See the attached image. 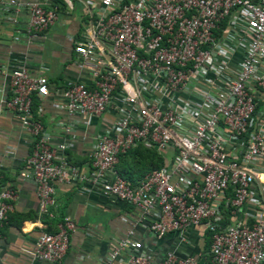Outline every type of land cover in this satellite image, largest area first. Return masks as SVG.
I'll return each instance as SVG.
<instances>
[{
	"label": "built area",
	"instance_id": "1",
	"mask_svg": "<svg viewBox=\"0 0 264 264\" xmlns=\"http://www.w3.org/2000/svg\"><path fill=\"white\" fill-rule=\"evenodd\" d=\"M23 6L25 40L56 19L53 0H0L11 24ZM85 12L72 50L87 80L56 88L52 105L70 116L113 114L92 135L88 169L68 160V141L50 143L41 106L33 111L47 78L23 61L0 66V112L30 140L17 176L34 185L37 218L55 216L54 183L88 184L134 213L102 264H264V0H97ZM137 144L162 164L132 182L115 165ZM15 195L0 187V224ZM74 227L63 215L38 232L31 258L58 264ZM194 227L207 234L205 252L180 250ZM168 234L177 236L163 250Z\"/></svg>",
	"mask_w": 264,
	"mask_h": 264
},
{
	"label": "crops",
	"instance_id": "2",
	"mask_svg": "<svg viewBox=\"0 0 264 264\" xmlns=\"http://www.w3.org/2000/svg\"><path fill=\"white\" fill-rule=\"evenodd\" d=\"M53 1L56 5L55 21L45 32L29 40L24 39L22 32V25L27 18L24 6L20 7L15 24L7 22L0 12V66L8 69L23 61L30 72L43 74L47 78L49 94L43 100L33 98V111L36 112L37 106H41L38 115L50 135V143L68 141L69 147L65 151L68 160L88 169L92 135L103 132L113 114L88 118L70 116L55 109L52 101L56 88L87 80L86 71L80 68L72 47L82 37L83 23L87 18L86 5L93 7L97 0ZM73 1L77 2L76 7ZM1 87H6L3 78H0ZM66 125L71 129L69 133L64 131ZM29 151L30 140L20 130L14 114L1 111L0 187L11 186L16 195L12 210L0 224V264H50L43 260H33L29 250L38 232L47 231L49 224H55L63 215L69 216L75 227L69 235L66 252L58 264H102L109 248L128 228L130 216L134 213L120 200L105 196L99 190L90 191L91 186L88 184L80 188L78 184L54 183L53 205L50 209L55 216L37 218L34 185L31 180L19 179L17 176ZM143 174L134 180H139ZM144 224L136 228V235L143 240L146 238ZM183 235L186 244L181 247V251L205 252L203 248L207 236L202 228H190ZM176 236L166 235L160 242L162 249L173 248Z\"/></svg>",
	"mask_w": 264,
	"mask_h": 264
},
{
	"label": "trees",
	"instance_id": "3",
	"mask_svg": "<svg viewBox=\"0 0 264 264\" xmlns=\"http://www.w3.org/2000/svg\"><path fill=\"white\" fill-rule=\"evenodd\" d=\"M118 158H119L118 163L115 165L118 174L122 178L126 180H130L132 182L135 181L131 172L132 165L136 166L138 164H142L144 166V171L142 172L143 174L162 164L161 158L154 151L144 148L139 144L130 148L123 154H120ZM53 228H54V224L53 225L49 224L47 231H52ZM208 244H209V240L207 237V241L203 248L204 250L208 249Z\"/></svg>",
	"mask_w": 264,
	"mask_h": 264
},
{
	"label": "rangeland",
	"instance_id": "4",
	"mask_svg": "<svg viewBox=\"0 0 264 264\" xmlns=\"http://www.w3.org/2000/svg\"><path fill=\"white\" fill-rule=\"evenodd\" d=\"M74 6H77V2L73 1ZM143 150V149H141ZM144 171V166L142 164H138L136 166L132 165L131 168V172L133 174V177L136 178L137 176H139L140 174H142V172Z\"/></svg>",
	"mask_w": 264,
	"mask_h": 264
}]
</instances>
